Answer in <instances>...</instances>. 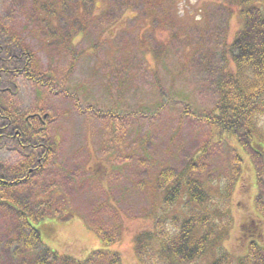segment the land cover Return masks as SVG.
<instances>
[{
  "label": "rangeland",
  "instance_id": "374dc122",
  "mask_svg": "<svg viewBox=\"0 0 264 264\" xmlns=\"http://www.w3.org/2000/svg\"><path fill=\"white\" fill-rule=\"evenodd\" d=\"M58 2L62 19L40 13ZM238 10L236 0H0L1 32L16 43L5 58L0 48V264H36L43 248L143 264L148 244L136 238L183 214L182 201L163 203L169 176L203 182L217 207L219 234L194 264L220 254L237 264L251 239L264 246L256 156L202 120L216 112L211 76L242 28ZM27 59L32 78L12 68ZM20 128L44 129L56 150L8 143ZM42 152L41 172L14 185ZM21 214L43 248L18 243Z\"/></svg>",
  "mask_w": 264,
  "mask_h": 264
},
{
  "label": "trees",
  "instance_id": "16d2710c",
  "mask_svg": "<svg viewBox=\"0 0 264 264\" xmlns=\"http://www.w3.org/2000/svg\"><path fill=\"white\" fill-rule=\"evenodd\" d=\"M260 1L264 0H236L243 21L242 28L229 45L223 44V49L219 53L223 65L217 68L218 71L213 72L210 82L216 92V112L203 116L202 120L209 126L217 128L218 135L223 134L228 139L233 138L239 148L244 149L249 155L256 156V161H253L258 189L255 205L264 218V153L259 150L264 145V9L259 5ZM53 5L55 10L41 7L40 13L48 19L55 18L56 15L62 19L61 12H64V8L59 6L60 3ZM49 30L57 32L56 29ZM1 31L0 29V48L3 44L5 45L6 52L2 54V58H5V54L9 55L16 43L13 40L6 41L5 32ZM2 55L0 51V57ZM35 63L31 59L25 60L24 63L16 61L12 68L25 77L32 78L30 69L34 72L38 68ZM228 67L229 71H227ZM1 73L4 72L0 68ZM9 73L12 74L10 71ZM4 77L7 78L5 74ZM5 118L9 120L6 116ZM2 128L8 130L9 125H4ZM23 129L20 128L21 131L19 130L20 132L16 135L13 132V137L8 139V143L12 142L14 146L17 144L23 151L36 150L43 145L47 137L44 129H31L30 132ZM57 146L58 143L57 145L52 143L46 144L44 148L47 152H51L55 151L54 147L57 148ZM40 155H43V152ZM241 161L238 159L237 164ZM168 179L171 181V187L164 188L166 192L163 203L167 207H172L177 201H182L183 214L181 218L175 217L172 220L171 223H175V226L171 225L175 229L156 234L145 233L137 237L135 243L138 247L139 241L140 244L144 242L148 246L144 250L138 248L136 254L143 264H149V262L175 264L176 261L194 264L203 257L214 236L219 234V226H216L219 221L215 222V219L219 218L216 214L217 207L211 206L214 197L201 181L182 177L170 178V176ZM1 184L4 182L0 181ZM66 201L70 203L67 198ZM42 214L44 215L45 211ZM20 218L23 221L22 226L27 228V231L25 234L21 231L17 233L18 243L32 252L35 246H41L39 233L30 227L23 214ZM160 223H157V226ZM153 237L157 244L151 243ZM143 239L145 241H142ZM103 241L105 244L109 242L105 237ZM97 254H103V252L95 251L84 260H77L69 255H59L48 248H43V259L38 260L36 264H91ZM144 256L150 258L143 259ZM226 260L227 256L220 254L210 264H223ZM118 262L119 259L115 256L111 264ZM237 264H264V246L251 239L247 255Z\"/></svg>",
  "mask_w": 264,
  "mask_h": 264
},
{
  "label": "flooded vegetation",
  "instance_id": "af4514ba",
  "mask_svg": "<svg viewBox=\"0 0 264 264\" xmlns=\"http://www.w3.org/2000/svg\"><path fill=\"white\" fill-rule=\"evenodd\" d=\"M28 120H27V118L25 119V122H27ZM17 133V132H16ZM16 133H15V135H16ZM15 142H19V140L17 141V140H15ZM24 157L25 158H28V155H25L24 154ZM28 159H30V158H28ZM40 163H42V155H39V156H37L36 157V161H35V164L34 165H30L29 167H28V165L27 166H25V168H20L21 169V171H23V174L24 175H22V177H20L19 179H21V180H19L18 178L13 182V184L14 185H18L19 184V182L20 181H26V182H28L30 179L29 178H31V177H33V174H34V172H36V174L40 171L41 172V170L42 169H40ZM19 172H20V170H19ZM21 176V175H20Z\"/></svg>",
  "mask_w": 264,
  "mask_h": 264
}]
</instances>
